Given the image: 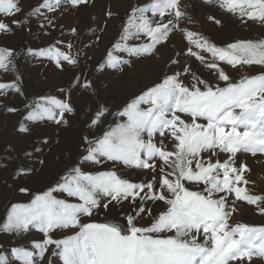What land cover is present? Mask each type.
Instances as JSON below:
<instances>
[{"label":"snow or ice","instance_id":"snow-or-ice-1","mask_svg":"<svg viewBox=\"0 0 264 264\" xmlns=\"http://www.w3.org/2000/svg\"><path fill=\"white\" fill-rule=\"evenodd\" d=\"M203 3L244 24L264 26V0ZM94 6L95 0H38L25 11L21 0H0V36L31 32L33 21L45 35L58 28L63 33L58 15ZM104 16L86 32L69 26L68 38L24 49L26 60L50 61L73 72L68 89L59 88L58 96L28 102L16 50L0 47V72L13 75L11 82H0V97H25L18 133L31 135L42 123L57 129L73 120L82 125L75 153H67L65 166L43 190L18 181L47 165L45 150L54 147L47 136L22 152L10 143L0 149V171L12 169V191L28 201L9 202L0 235L39 234L23 246L0 244V264H264V226L232 221L237 202L264 215V194L248 187L255 181L241 158L264 157V39L219 46L189 28L197 21L181 0H137L123 18L111 10ZM114 17L121 28L90 69L96 79L109 73L123 78L159 60L162 51L175 49L177 33L187 41L169 56L165 71L119 103L102 98L109 84L101 90L82 67L93 59L85 50L101 43ZM208 20L222 24L214 15ZM193 63L207 69L211 79ZM241 70L249 75L236 82L233 73ZM76 99L90 105L86 112ZM3 110L20 111L7 104ZM62 230L75 233L58 238Z\"/></svg>","mask_w":264,"mask_h":264},{"label":"rangeland","instance_id":"rangeland-1","mask_svg":"<svg viewBox=\"0 0 264 264\" xmlns=\"http://www.w3.org/2000/svg\"><path fill=\"white\" fill-rule=\"evenodd\" d=\"M25 11L30 7L35 6L38 0H21ZM137 0H95V6L82 10L75 15L71 10L63 12V15H58L56 22L64 26V32L58 28L56 30L44 34L45 30L37 27L35 21L32 23L31 32L27 30H17L15 35L0 36V47H9L16 50L18 72L22 77V88L28 102H31L44 95H59L58 89H68L70 81L73 77L72 71H60L55 67V64L50 61L39 63L29 61L24 58L22 53L27 47H43L48 46L55 39H66L67 29L69 26L79 25L81 32H86L87 27L91 24L93 28L96 26L97 21L106 18L105 12L111 10L113 13H118L120 18L125 17L130 6L134 5ZM186 10L197 21L195 25H190L191 30H199L202 34L209 37L213 42L219 46H224L229 42L237 40H253L258 41L264 39V26L258 23L249 22L248 24L242 23L236 17L223 12L218 6H208L203 3V0H181ZM214 15L222 21V24L217 26L212 21L208 20V16ZM95 17V20L92 18ZM121 28V21L118 18H112L108 22L107 30L104 32L103 40L100 44L90 50H85L88 56L93 57L92 60H85L82 64L85 75L96 80L97 87L103 90L104 84L110 86V91L102 98L108 100L110 103H119L122 99L138 92L145 84L151 82L160 72L165 71V62L169 56L173 54L174 50H178L187 44L180 34H176L173 39L175 49L168 48L161 52L160 59L150 62H145L138 68L129 72L128 76L119 78L117 75L111 73L104 75L100 79H96L91 73L90 69L95 60H99L106 47H109L110 42L118 38V33ZM89 43H95L94 40H89ZM193 67L204 78L211 79L207 69L203 68L198 63H193ZM259 68L255 66L254 74H258ZM77 74H79L77 72ZM249 75L248 72L241 70L240 72L233 73V79L238 82L239 79ZM13 75L11 73L5 74L0 72V82H11ZM78 109L87 111L90 106L84 99H76ZM25 97L10 94L7 98L0 97V149L6 144H11L17 151H23L30 148L35 142L37 137L47 136L52 142L54 147L47 153V165L40 170L37 166L35 175H31L26 179H21L18 182L26 185L33 190H43L46 186L50 185L56 175L65 166L67 153H75L77 144L79 143L82 125L80 121L73 120L67 127L57 129L55 126L40 124L33 126L31 135L21 134L16 131L18 122L21 120V112L24 111ZM14 106L20 111L15 115H11L4 111V105ZM187 119V118H186ZM203 122V121H201ZM243 131V129H239ZM59 140V145H55V141ZM43 158V157H42ZM241 158L245 159L251 167L250 179L255 181L250 185L255 194H264V157H251L248 154H241ZM4 167L3 162H0V170ZM12 169L8 171H0V221L5 218V210L9 202H28L27 198L13 192L11 185L13 181L9 178ZM239 210L233 214L232 221L238 223H246L252 226H264V215H261L255 206L237 202ZM115 215V212L112 213ZM105 214L101 213L99 219L103 220ZM230 221V223L232 222ZM75 230H62L57 233L58 238H66L73 235ZM39 238V234L35 230L30 233L24 234L23 237L17 238L11 235H0V244L4 248H9L12 244L23 246L29 241ZM11 242V243H10ZM4 249H0L3 251ZM57 264L61 262L57 261ZM254 264H261L259 260H255Z\"/></svg>","mask_w":264,"mask_h":264}]
</instances>
